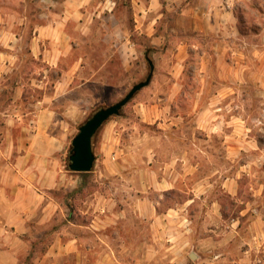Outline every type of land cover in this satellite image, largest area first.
<instances>
[{
  "label": "crops",
  "instance_id": "1",
  "mask_svg": "<svg viewBox=\"0 0 264 264\" xmlns=\"http://www.w3.org/2000/svg\"><path fill=\"white\" fill-rule=\"evenodd\" d=\"M146 55L162 59L160 94L140 116L169 142L177 131L179 150L148 161L144 179L129 163V216L97 191L77 213L89 224L70 222L58 196L83 184L66 166L74 123L93 86ZM26 71L31 87L15 78ZM250 120L264 125V0H0V264H21L47 239L46 256L90 259L88 231L102 247L110 231L128 233L129 264H264V126L254 134ZM105 139L98 183L126 169L112 153L118 139Z\"/></svg>",
  "mask_w": 264,
  "mask_h": 264
},
{
  "label": "rangeland",
  "instance_id": "2",
  "mask_svg": "<svg viewBox=\"0 0 264 264\" xmlns=\"http://www.w3.org/2000/svg\"><path fill=\"white\" fill-rule=\"evenodd\" d=\"M255 28V27H254ZM151 61L153 63H159L162 59L161 57L157 55H153L150 57ZM150 65L144 58H141L136 68H134L132 71L125 72H115L114 78L112 80H108V85L106 87H103L102 85L98 84L97 86H93L91 88V96H90V104L89 107L84 105V110L86 111V114L80 119L75 121L74 123V137L79 133V128L88 121L98 110L102 108L110 107L118 102H120L124 97L130 92V90L135 86L136 84L143 82L147 79L149 73H150ZM155 74V71H154ZM194 74V73H193ZM192 74V75H193ZM56 74L53 73V76ZM167 75V74H165ZM191 77V84L194 87L195 81L193 76ZM35 78L36 74L34 72H21L15 78L22 82V84L29 85L31 87L32 85V78ZM158 81H161L162 78L159 75ZM154 81V75L151 84L141 90L122 110L119 116L112 117L108 122H106L103 127L99 130L97 135L93 139V149L94 153L97 156L96 158V165H99L98 159L104 160L105 159V152H103L102 144L104 142V138H106V144H113V141L118 139L117 147L114 148L113 154H117L116 162L123 164L126 166V169L122 172V177H106L103 178V180L98 183L96 182L97 176H101V173H92L88 176V181L90 182V186L88 191L85 193H82L80 195H77L75 198V208L76 212L80 210V208H86L85 202L89 201L92 202V200H95L96 197H99V195L95 194L97 191H100V197L101 195L112 197L113 200L110 202H106V206L110 207L112 210H122L127 212L126 215L129 216L130 210L135 207V193L131 191L130 184H129V163L136 162L138 163V172H139V178L141 176H145V166L148 161L150 160H157L159 162H163L165 160L171 159L172 156L176 155L179 147L177 143V131H175V135H172V141L169 142L167 138L164 137V128L163 126H160L158 123L159 121L155 123H149V121H146L145 119L140 116L139 109H141V103H149L151 97H153L154 94L158 93V90L160 87H156L152 85ZM166 80H164L165 82ZM167 87V86H165ZM164 87V88H165ZM167 91V88L164 89ZM193 91V89H191ZM32 92V90H30ZM160 94V93H158ZM249 94L252 95V97L255 96L254 90L252 91L249 89ZM256 97V96H255ZM252 98L253 100L256 98ZM252 100V101H253ZM253 111L257 110L258 103L256 100L252 102ZM255 115V114H254ZM6 122V121H5ZM250 126L254 131V134L257 133V131L263 127L264 125L261 124L260 121L257 120H250ZM263 122V121H262ZM191 126H193V121L190 123ZM6 127V125H5ZM107 147V146H106ZM108 149V147H107ZM68 158V156H67ZM108 160H111L109 157ZM112 161V160H111ZM67 164V161H66ZM68 169V168H67ZM95 171H100V167L97 166V168H93ZM69 170V169H68ZM127 178V179H126ZM133 190V189H132ZM137 193L138 198L146 195L145 192V185H141V182L137 185ZM157 192H154V194L151 195L153 199L157 198ZM58 197L63 198V194H59ZM98 202V199H96ZM105 203V202H104ZM92 218L91 214L87 216L81 215L78 217V215L75 217V222L78 224H89L90 219ZM59 226H66L65 223L59 222ZM41 231V230H40ZM44 232H41V235ZM108 237L106 238V244L108 246L102 247L98 243L97 237L95 234H92L91 232H84L85 242L87 244L92 246V251L90 252L92 256L90 259H77L76 257L70 256V255H60V257H49L46 256L45 252H42L43 248H38V253L36 254V257L33 259H30V262L28 264H118V263H112V261L121 260L122 262H125V264H129L130 259V249L128 247L122 248L120 247L121 242L123 239L129 240V234L125 233L124 235H121L118 232L110 231L108 233ZM49 239L44 241L45 244H47ZM42 243V244H44ZM98 243V244H97ZM85 244V245H87ZM43 245H40V247ZM106 251L108 254L119 253L121 255V259H106L105 263L101 259H97V254L101 253L103 251ZM123 251V252H122ZM122 252L123 254H120ZM116 253V255H117ZM140 256V255H139ZM21 264H24V261L21 262Z\"/></svg>",
  "mask_w": 264,
  "mask_h": 264
},
{
  "label": "water",
  "instance_id": "3",
  "mask_svg": "<svg viewBox=\"0 0 264 264\" xmlns=\"http://www.w3.org/2000/svg\"><path fill=\"white\" fill-rule=\"evenodd\" d=\"M149 61L150 73L147 79L133 86L130 92L120 102L98 110L80 128L79 133L72 141L70 152V170L74 173H91L93 171L96 155L93 149V139L112 117L119 116L121 110L144 88L151 84L154 74V64Z\"/></svg>",
  "mask_w": 264,
  "mask_h": 264
},
{
  "label": "trees",
  "instance_id": "4",
  "mask_svg": "<svg viewBox=\"0 0 264 264\" xmlns=\"http://www.w3.org/2000/svg\"><path fill=\"white\" fill-rule=\"evenodd\" d=\"M250 20V19H249ZM243 28H248V29H251L253 28L252 25H248L246 23V20L243 19ZM146 58L147 60H150L149 59V56L146 55ZM71 150H72V147H71ZM69 157L67 158V168L70 170V160H69ZM77 175L81 176L82 179H83V184L82 186L79 188V189H76L75 191H73L71 194H69L68 196H64V199H65V202H66V206L70 209V214L68 215L67 217V220L70 221V222H73L75 220V217L78 215V217H80L81 215L77 214V212L75 211L76 208H75V204L72 203V202H68V200H70V198L72 199H75L77 197V195H80L82 193H85L86 191H88L89 189V186H90V182L87 180L88 179V176L91 174V173H76ZM44 241L42 242H37V243H34L32 248H31V251L29 253V256H27L26 260L24 261V264H28L30 262V259H33L34 257H36V254L38 253V248H43L42 249V252H46V247H40V245H42Z\"/></svg>",
  "mask_w": 264,
  "mask_h": 264
}]
</instances>
